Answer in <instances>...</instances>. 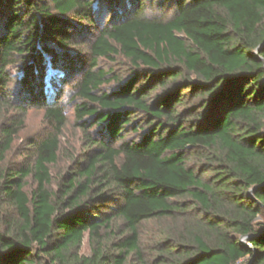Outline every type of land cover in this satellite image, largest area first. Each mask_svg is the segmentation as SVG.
Here are the masks:
<instances>
[{
  "label": "trees",
  "instance_id": "trees-1",
  "mask_svg": "<svg viewBox=\"0 0 264 264\" xmlns=\"http://www.w3.org/2000/svg\"><path fill=\"white\" fill-rule=\"evenodd\" d=\"M149 2L0 0V264H264V0ZM31 108L52 133L7 165Z\"/></svg>",
  "mask_w": 264,
  "mask_h": 264
},
{
  "label": "rangeland",
  "instance_id": "rangeland-1",
  "mask_svg": "<svg viewBox=\"0 0 264 264\" xmlns=\"http://www.w3.org/2000/svg\"><path fill=\"white\" fill-rule=\"evenodd\" d=\"M105 12V13H104ZM164 10L159 9L156 4H150L147 0V8L145 10L146 15L155 16L162 14ZM104 14V15H103ZM111 14H108V10L104 8L102 16L98 17V23H101L103 19V24L107 22ZM92 34L83 33L81 39H90ZM81 41V40H80ZM85 42H82V45ZM85 48L81 46L76 50L77 55L82 57L85 52ZM73 51V50H71ZM75 51H73L74 53ZM80 66H82V61H80ZM76 68H72V71L68 76H62V74L53 75L50 81L49 87H45V93L47 94V99L53 101H58L60 106L63 108V112L66 117V123L63 129L58 133L59 137V152L55 165L50 166V173L53 181H56L60 176H62L68 168L71 167L72 161L74 159H79L84 153L83 145V133L80 128L76 125L74 106L76 105L71 101L72 95V84L76 80ZM10 73L14 80L11 90L14 91L16 87V82L20 76V72L17 69H11ZM48 75V74H47ZM48 77V76H47ZM46 77V79H47ZM52 82L56 83L53 87ZM12 114V113H11ZM1 120V118H0ZM52 133L51 126L44 120L43 110L31 108L28 109L24 118V129L18 137L16 138L12 151L6 156V164L10 166L17 165L21 162L22 154L25 153V149L29 145L28 139L41 140ZM9 163V164H8ZM11 163V164H10ZM29 188H32V184H29ZM83 254H88L89 249L86 239L83 242L81 249Z\"/></svg>",
  "mask_w": 264,
  "mask_h": 264
},
{
  "label": "water",
  "instance_id": "water-1",
  "mask_svg": "<svg viewBox=\"0 0 264 264\" xmlns=\"http://www.w3.org/2000/svg\"><path fill=\"white\" fill-rule=\"evenodd\" d=\"M255 53H256V55H258L259 50H257ZM263 82H264V80H263ZM248 239H249L248 237H244V238L242 239V243H243L246 247H249L248 245H246V242H247Z\"/></svg>",
  "mask_w": 264,
  "mask_h": 264
}]
</instances>
